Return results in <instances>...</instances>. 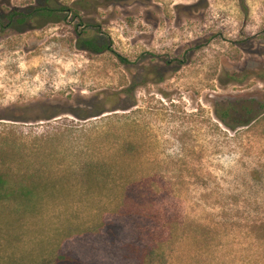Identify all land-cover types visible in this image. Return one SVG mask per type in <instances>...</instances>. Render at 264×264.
<instances>
[{
  "label": "rangeland",
  "instance_id": "374dc122",
  "mask_svg": "<svg viewBox=\"0 0 264 264\" xmlns=\"http://www.w3.org/2000/svg\"><path fill=\"white\" fill-rule=\"evenodd\" d=\"M44 6L61 18L0 30V264L88 253L121 211L144 232L134 264L155 243L146 264H264V0L0 13ZM230 103L256 122L221 123Z\"/></svg>",
  "mask_w": 264,
  "mask_h": 264
},
{
  "label": "trees",
  "instance_id": "16d2710c",
  "mask_svg": "<svg viewBox=\"0 0 264 264\" xmlns=\"http://www.w3.org/2000/svg\"><path fill=\"white\" fill-rule=\"evenodd\" d=\"M60 18L56 9L49 8L48 6L38 7L29 15L24 13L19 14L16 11H9L6 15L0 13V30L14 28L16 24L22 26L28 23V21L32 22V20L36 19L42 22H56ZM14 23L15 25H13ZM84 45L87 50L94 52H102L108 49V46L97 45V43H92L90 40L85 41ZM259 106H261V109L264 108L261 104ZM241 108H243V110L247 109L245 107ZM248 108L251 109L250 107ZM238 110L239 108H237V106L231 104L220 107L218 110L219 120L226 126H228L229 121L232 120L235 123L233 127H236V125H238L237 127H249L258 118V116L256 118L242 117L240 120H234L232 118V113L238 112ZM2 178L3 177L0 175V200L3 198L4 189V181ZM112 217L111 220H108L103 225L99 235L88 234L83 238L94 236V238L90 239L91 241L89 240L90 248L88 253L78 251L73 256L69 257L60 249L55 259V264H99L98 260L101 261V264H134L136 262L135 253H140L138 248L143 246L142 240L144 238V232L143 229H141L142 225L135 216L126 214L125 211H121ZM158 245L159 244L155 243L151 246L149 252L142 257L140 264H146V259L159 249ZM117 255L122 256V258L115 259L114 257Z\"/></svg>",
  "mask_w": 264,
  "mask_h": 264
},
{
  "label": "flooded vegetation",
  "instance_id": "af4514ba",
  "mask_svg": "<svg viewBox=\"0 0 264 264\" xmlns=\"http://www.w3.org/2000/svg\"><path fill=\"white\" fill-rule=\"evenodd\" d=\"M231 104V103H230Z\"/></svg>",
  "mask_w": 264,
  "mask_h": 264
}]
</instances>
